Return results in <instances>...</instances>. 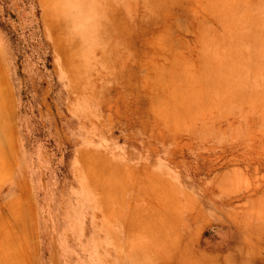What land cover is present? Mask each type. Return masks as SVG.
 Listing matches in <instances>:
<instances>
[{"label":"rangeland","instance_id":"obj_1","mask_svg":"<svg viewBox=\"0 0 264 264\" xmlns=\"http://www.w3.org/2000/svg\"><path fill=\"white\" fill-rule=\"evenodd\" d=\"M16 151L41 264L74 214L73 264H264V0H0V203Z\"/></svg>","mask_w":264,"mask_h":264},{"label":"crops","instance_id":"obj_2","mask_svg":"<svg viewBox=\"0 0 264 264\" xmlns=\"http://www.w3.org/2000/svg\"><path fill=\"white\" fill-rule=\"evenodd\" d=\"M8 158L9 163L4 167L6 170L13 172L17 192L6 197L0 203V264H41L42 247L37 231L39 215H37L35 209V201L30 194V190L28 191V188H26V176L17 169L19 162L17 151L13 154L11 152L8 153ZM70 217V226L65 232L66 235L63 242V248L65 249L63 264L74 263L75 258L69 255L68 250L71 248L78 249L80 244H88L87 247L91 245L92 254L93 252L96 253V249H98L96 245V235L99 233L98 228L85 224L81 220L83 216L78 214ZM185 248L188 256L185 258L183 257L184 255L179 256L180 261L178 258H174V264H181V261L184 262L183 260L185 259L192 260L190 248ZM2 250L5 251V254L4 252L2 253ZM192 250L194 251V249Z\"/></svg>","mask_w":264,"mask_h":264},{"label":"bare ground","instance_id":"obj_3","mask_svg":"<svg viewBox=\"0 0 264 264\" xmlns=\"http://www.w3.org/2000/svg\"><path fill=\"white\" fill-rule=\"evenodd\" d=\"M224 1V0H223ZM231 2V1H230ZM232 5H233V3H232ZM221 6L223 7V8H225L226 9V4H225V2L223 3V4H221ZM59 7V6H58ZM57 7V8H58ZM63 7H64V3H63ZM235 8V7H234ZM216 10H217V7H216ZM237 17V16H236ZM243 19H240V18H236V24L238 25V27H239V29H238V31L237 30H235V32H236V37H237V39L236 40H238V38H240V37H242V35H240V33L242 32V30H244V24L243 23H245L244 21H242ZM59 23H61V20H59L58 21ZM233 25V24H232ZM237 27V26H236ZM234 30V29H233ZM58 31H59V29H58ZM61 33V32H60ZM61 35H62V37L61 38H59V36H58V33H57V35L55 34V38H56V40H57V42H64V43H60V46H63V50L62 49H60V46H59V50L60 51H62V53H61V55L63 54V52L65 53V51H66V41H65V39L63 38V34L61 33ZM263 35V34H262ZM220 39V38H219ZM55 44L57 45L58 43H56L55 42ZM230 44H231V42H230ZM210 45V44H209ZM237 47L239 48V52L235 55V57L237 58V59H239L240 57H243V56H241L240 55V53H241V51L242 50H244V49H240V45H242L241 43H240V41L238 40L237 41ZM58 46V45H57ZM215 46H216V44H215ZM221 47V46H220ZM209 48V47H208ZM213 47H211L210 49H212ZM222 48V47H221ZM217 49H219V48H217ZM221 50V49H220ZM220 50H218V51H220ZM212 51V50H211ZM223 51V50H222ZM213 52V51H212ZM216 53H213L212 54V56L211 57H213L214 58V60L215 59H217V62H220V64H219V66L221 67V66H227V68H232V67H234L233 65H230V64H227L226 62H225V59H226V53H222V54H219V53H221V51L220 52H217V51H215ZM60 53V52H59ZM67 53V52H66ZM210 54H211V52H210ZM244 55H249V54H247V53H245ZM63 57H64V55H62ZM229 56H230V54H229ZM240 56V57H239ZM212 59V58H211ZM236 60V59H235ZM215 62V61H214ZM65 63H66V61H65ZM243 65H244V63H243ZM67 66L69 67V61H68V63H67ZM239 67H240V65H239ZM241 68V67H240ZM239 68V69H240ZM242 69V68H241ZM243 69H245V67L243 68ZM168 72V71H167ZM166 72V73H167ZM157 73V72H156ZM166 73H164V74H166ZM162 75H160V76H158L159 78H162V80H166L165 79V77H164V75L161 77ZM157 77V78H158ZM164 78V79H163ZM168 81V80H167ZM167 81H165V82H167ZM158 82H159V79H158ZM160 83V82H159ZM162 84V83H161ZM168 86V85H167ZM166 86V87H167ZM169 87V86H168ZM159 88V87H158ZM165 91H166V89L165 88H163ZM172 90V89H171ZM220 92V91H219ZM166 93V92H165ZM168 93H170V91H168ZM173 94V93H172ZM191 94V93H190ZM194 95H195V93H193ZM196 96V95H195ZM169 97V96H168ZM168 105V104H167ZM167 107V106H166ZM162 109V108H161ZM166 109V108H165ZM167 110V109H166ZM169 110V109H168ZM165 111V110H164ZM8 229V228H7ZM6 231V230H5ZM148 231V230H147ZM146 231V232H147ZM149 232V231H148ZM6 235V234H5ZM4 236V235H3ZM7 237V236H6ZM12 238V237H11ZM6 239V238H5ZM9 239V238H8ZM3 243V242H2ZM7 244V243H6ZM5 247V246H4ZM8 249H10V248H8ZM7 249V250H8ZM13 249V248H12ZM3 250H4V248H3ZM2 250V253L4 252V254H5V251H3ZM11 252V251H10ZM6 253H7V251H6ZM9 253V252H8ZM7 255V254H6Z\"/></svg>","mask_w":264,"mask_h":264}]
</instances>
